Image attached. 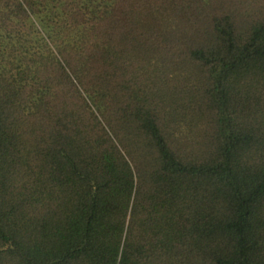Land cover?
I'll use <instances>...</instances> for the list:
<instances>
[{"label":"trees","instance_id":"trees-1","mask_svg":"<svg viewBox=\"0 0 264 264\" xmlns=\"http://www.w3.org/2000/svg\"><path fill=\"white\" fill-rule=\"evenodd\" d=\"M0 264H264V0H0Z\"/></svg>","mask_w":264,"mask_h":264}]
</instances>
